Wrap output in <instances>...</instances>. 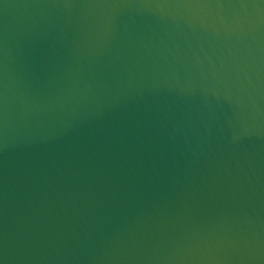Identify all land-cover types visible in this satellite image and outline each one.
<instances>
[{
  "label": "water",
  "instance_id": "obj_1",
  "mask_svg": "<svg viewBox=\"0 0 264 264\" xmlns=\"http://www.w3.org/2000/svg\"><path fill=\"white\" fill-rule=\"evenodd\" d=\"M0 264H264V0H0Z\"/></svg>",
  "mask_w": 264,
  "mask_h": 264
}]
</instances>
